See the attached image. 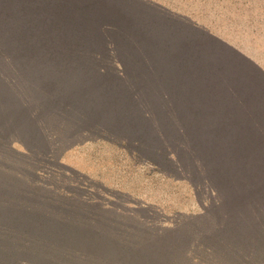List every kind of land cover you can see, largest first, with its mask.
<instances>
[{
	"label": "rangeland",
	"instance_id": "rangeland-1",
	"mask_svg": "<svg viewBox=\"0 0 264 264\" xmlns=\"http://www.w3.org/2000/svg\"><path fill=\"white\" fill-rule=\"evenodd\" d=\"M0 264H264V0H0Z\"/></svg>",
	"mask_w": 264,
	"mask_h": 264
}]
</instances>
